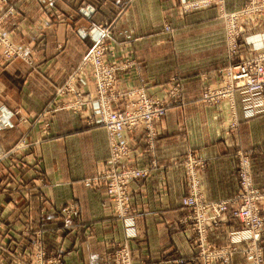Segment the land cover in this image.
<instances>
[{
	"label": "crops",
	"instance_id": "0c3cea01",
	"mask_svg": "<svg viewBox=\"0 0 264 264\" xmlns=\"http://www.w3.org/2000/svg\"><path fill=\"white\" fill-rule=\"evenodd\" d=\"M9 1L14 9L3 16L7 18V28L18 42H24L36 64L29 66L17 60L0 63V102L7 103L9 108L19 106L31 118L42 110V116L48 117V128L46 133L42 131V136L38 125L29 130L31 137H42V191L31 189L29 199L24 202L21 190L14 188L0 193V224L18 227L28 217L32 227L47 231L45 244L63 257V264H102L126 234L136 260L200 264L196 261L190 222L186 220L188 209L182 205V198L187 195L183 166L186 155L191 154L203 163L198 183L201 196L207 201L229 199L238 191V150L246 151L253 183L264 190V113L244 117L245 97L235 95L236 127L229 129L227 101L208 107L199 98V69H213L223 62V23L215 8L193 11L181 19L177 16L179 0ZM245 1L223 0V3L226 10H234ZM19 2L27 4L20 13L15 10ZM48 2L54 11L47 9ZM83 3L94 5V13L88 17L86 13L82 17L77 15L72 23L64 20L74 5ZM53 12L57 13V19ZM101 17L115 20L114 38L138 37L130 47L138 56L142 77L155 85L151 89L160 88L176 68L180 69L184 89L182 102L169 107L155 123L153 140L144 141L143 129L122 135L131 147L126 164L150 168L147 179L130 183L133 216L126 220L113 215L111 199L103 186H90L84 181L94 175L108 156L105 129L88 125L84 113L44 111L55 102V89L77 67L90 46L88 37L76 32L77 25H88ZM163 21L172 27L171 33L159 32ZM34 24L41 26L42 39L34 37ZM260 33H264V22L247 26L244 35L249 36L246 37L249 41L241 45L245 57L256 52ZM84 84V89L90 88L89 80L77 82L79 86ZM24 131L20 125L2 131L1 145L7 146ZM38 194L46 199L42 211ZM15 197L19 201L12 204L11 198ZM64 207L74 210L69 218L60 214ZM242 229L239 220L228 217L209 231L208 241L213 245H225L229 236L233 238L237 248L230 254L229 264L245 263L242 251L247 242L242 233L236 234ZM0 244L2 248L12 246L5 240ZM260 244L264 253V231ZM177 259L186 260L177 263Z\"/></svg>",
	"mask_w": 264,
	"mask_h": 264
},
{
	"label": "rangeland",
	"instance_id": "374dc122",
	"mask_svg": "<svg viewBox=\"0 0 264 264\" xmlns=\"http://www.w3.org/2000/svg\"><path fill=\"white\" fill-rule=\"evenodd\" d=\"M9 2V0H0V63H9L13 60H17L21 61L25 65L32 66L33 64H36L35 58L33 57V55H31L32 53L29 52L24 42H18L17 39L12 36L11 32H9L7 28V18L3 17L6 13H11V11H13L14 9V7L9 4ZM19 3L17 6H15V10L20 13L24 11V7L27 4L21 3L20 5ZM224 6L225 5L223 3V0H179V3L177 5V16L183 19L187 13L214 7L217 17L220 18L223 23V62H221V64L219 63L218 67L213 69H199L201 70L199 71L200 73H198V77L201 83L199 98L201 102L208 107H214L221 103L223 100H226L228 103L229 112V123L227 125V128L232 129L236 127L234 116L235 113L233 111L235 95L244 96L250 94H248L246 88L243 87L241 79H235L233 81V79L229 77V71H237L239 69L235 68L237 67V65L243 64L253 59L261 51V49H256V52L253 55H251L250 57H245L244 53H242L243 48L241 45H244V43L247 44V41H249L248 38L246 39L248 35H244L247 26L256 21L264 22V0H246L242 5L234 10H226ZM46 7L49 11H54V8H52V4H50L49 2L47 3ZM94 11V5L84 3L77 4L74 5L73 11H70L65 15L66 19L64 20L72 23L75 19V16L78 15L79 17H82L83 14L86 13L85 17H88L90 14L94 13ZM53 13L55 19H57V13ZM235 13H241V15L236 16ZM224 14L226 16H223ZM229 15H232V17H229ZM58 17H60L59 14ZM46 19H49L47 15ZM41 20L42 22H44V18H42ZM234 20H237V22H235ZM114 24V19L101 17L96 21H91L88 25H77L76 32L78 33V35L88 37V39L90 40V46L77 67L65 79V81H63V83L55 89V102L49 104L44 111L48 112V114L57 110H69L73 113L78 114L84 113L88 125L100 126L105 129L108 138V156L100 163V168L96 169L94 175L85 178L84 181L87 185L90 186H103L105 193L111 199V209L113 215L121 220H126L133 216L130 210L129 203L130 183L147 179L150 176V168L147 166L137 167L126 164V159L129 157V154L131 152V147L128 140L124 139L122 135H124L125 132H132L135 130L143 129L144 141L150 142L151 140H153L155 137V123H157L165 115L166 112L164 113V115L153 119V123L146 120V118L144 117V113H146L155 105L152 104L153 102L162 101L165 104H169L168 108L181 103L184 89L181 82L182 76L178 71L180 69L177 68L175 73L170 75L166 80L162 81V83L159 85L160 88L151 89L150 87H154L155 85H150L149 81H146L142 77L139 68L140 61L138 59V56L130 47L132 42L135 41L138 37H129L122 40L114 38L112 36V28ZM34 25V37L36 39H42L41 26L36 24ZM235 25L237 27H235ZM38 27H40V29ZM236 29H239L240 32L236 36H234L235 34L232 35V33ZM171 31L172 27L165 21H163L161 26L159 27V32L167 34L171 33ZM99 35L103 39V44H101V55L104 54L105 62L103 61V66H99L95 69L92 65L85 61L88 55L87 53L96 48L97 42L95 41V38ZM259 37L260 39L257 43H261V46H264V33H260ZM193 41H195V39L192 38L191 43H193ZM196 55H198V53H196ZM197 61H199V59H197ZM107 65L109 68L107 67ZM103 68H106V70H104ZM94 75L98 77L95 78ZM14 77L15 79H17L18 76ZM88 80L90 82L89 89L83 88L85 87V84L84 86L77 85V82ZM1 91L2 89L0 88V93ZM73 95H79V98L84 102V104H79L77 101H75V97H73ZM230 95H232V98L230 97ZM251 101L247 100L246 98L243 100L242 105H244V111H246L244 117H250L252 115L264 113V104L260 106L259 104H257V100H255L253 104H251ZM106 103L110 106L111 111H115L121 114L124 117V120L127 122V126L124 131L113 132L111 134V137L109 130L105 127L109 125L107 118L101 114V120V115H99V109L102 110L103 108H105ZM248 103H250V105ZM69 104L79 106V112H75L73 108L67 107ZM7 105L8 104L5 102H0V133L6 129L16 127L17 125L23 126L25 131L17 136L10 144H8L9 146H3L0 142V193H5V191L7 192L10 189L14 188L21 190L22 193L20 194V198L21 201L24 202L29 199L28 191H30L31 189L42 191V183L44 182V166L41 152L42 137L39 139L31 137V135H29V130L32 127L38 125L41 127L40 129L42 136V131L46 133L48 128V117L45 115L42 116L41 110L37 115L31 118L26 116L19 106L13 105L9 108ZM153 130L154 132L151 136ZM47 135L48 134H45L46 137ZM111 139L117 143L118 147H123L122 150L113 149L114 153H117L118 155L127 153L122 156L121 161L117 166L113 164L110 159ZM245 153L246 151H244L243 153L240 150H238V152L236 153L239 155L237 162L238 191L233 195L232 198L217 200L219 202L216 203V206H210L209 209L212 212H214L215 209H219L217 210L219 211V215L223 210H221L220 208L223 207L224 204L225 210L224 213L220 215L222 217L220 221H225L228 217L233 219L235 217H238L240 220L238 218L235 219L239 220L243 225L244 223L241 221V218L235 213L241 214L243 213V211L246 212V208L248 206H251L253 209L251 222L253 223L256 230L260 228V240L256 243L257 246L255 245L256 251H254V248L249 241V235L254 236L255 233H258L256 230L252 231V229H249L243 225V229L241 231H236V234L242 233L241 236L247 239L244 250H250V254H252V252L254 254L257 253V250L259 249V252H261L258 253L260 254V257H256L255 255L254 257H245L243 250L242 254L244 255L243 258L245 260L244 264H264V253L260 244L262 232L264 231V190L259 189L254 185L250 159L248 169L245 165ZM183 166L184 175L187 181L185 184L186 191L187 193H192L191 195H194L195 200L198 202V207H196L191 214L193 218H195L193 219L192 225V221L189 220L190 228L193 233L192 242L194 244V247L198 251L196 261H198L200 264H229L230 255L229 257H225L226 255H218L216 257H212L210 255H205L203 253V250L201 251L200 249L201 243L203 241L202 235L199 232V230L203 231V225L200 220V216L204 211V206H202V204L206 205V202L211 201H207L201 196L200 187H197L195 185V180L193 181L194 177H198L195 173L193 175L194 169L198 174L199 170L203 166V163L195 159L191 154H187L183 161ZM113 168H117V170L120 172V178L126 177L130 169H145L148 171V175L146 177H143L142 179L137 180L128 178V180H130V183L128 187L126 186L127 201L125 200V195L122 199H119L115 196L112 197L109 192H107L108 190L106 185L108 184V182L111 184L114 180H116L115 177L109 176L110 171ZM248 173L250 176L248 175ZM247 175L249 176L252 183L251 188L243 187L246 184ZM25 178L27 179L24 183ZM123 181L124 180L122 179V184L124 183ZM251 190L255 192H250ZM18 201L19 199L15 197L11 198L10 202L12 204H17ZM37 201L41 206L42 211V204L46 202V199L42 194H38ZM202 201L205 203H203ZM221 202L225 203L222 204ZM187 209L189 214L190 210L189 208ZM72 211L74 210L71 207H64L61 208L60 214L62 215V217L69 218L73 214ZM0 228H2L0 242L1 240H5L11 242L12 244V246L6 248L0 247V255L4 254L6 256L0 257V264H63V257H60L54 249H49L45 244L44 237L47 235V231L41 228L32 227V223L28 217H26L18 227H10L0 224ZM247 235L249 240L247 238ZM128 237L129 235L126 234L125 238L117 243L110 256L107 257L106 261L102 264H153L141 260H136L134 257H132ZM229 237L230 239L225 245L211 244L208 241V235L206 242L208 245H212L214 249L217 250L228 248L230 254L235 251L237 247L233 243V238L231 236ZM185 260L186 259H177L176 262L183 263Z\"/></svg>",
	"mask_w": 264,
	"mask_h": 264
},
{
	"label": "built area",
	"instance_id": "2783aa9c",
	"mask_svg": "<svg viewBox=\"0 0 264 264\" xmlns=\"http://www.w3.org/2000/svg\"><path fill=\"white\" fill-rule=\"evenodd\" d=\"M235 14H236V16L241 15V13H235ZM223 16H226V15L224 14ZM229 17H232V15H229ZM235 22H237V20ZM235 27H237V26L235 25ZM234 32L232 33V35L235 34L234 36H236L240 32V30L236 29V30H234ZM95 41L97 42V46L94 50L87 53L88 55L86 57L85 62L89 63L90 65H92L96 69L99 66H103V61L105 62V60H104V54L101 55V51H102L101 44H103V39L99 35L95 38ZM250 43H252V42H250ZM255 45H256L257 49H261V51L253 59H251V60H249L243 64L237 65V67H235V68H239L237 71H233V70L229 71V77L231 79H233V81L235 79H241V82L243 83V87H245L247 93L250 94V95H244L243 97H245V98L247 97L246 99L249 101L252 100L250 102L251 104H253V102L255 100H257V104L262 106L264 104V101H263L264 95H262V94H264V46H261V43H257V44L255 43ZM107 67H108V65H107ZM103 69L106 70V68H103ZM94 76H95V78L98 77L96 75H94ZM211 96H209V97H211ZM73 97H75L74 98L75 101H77L79 104H84V102L79 98V95H73ZM230 97L232 98V95H230ZM103 103H105V102H103ZM250 103H248V104L250 105ZM152 104H155V105L152 108H150L146 113H144V117L146 118L147 121H151L153 123L154 122V121H152L153 119L164 115L169 104H165L162 101L153 102ZM67 107L73 108V110L75 112H79V109H80L79 106H75L73 104L72 105L69 104ZM99 113H100L99 115L102 114L104 117L107 118L109 125L105 126V127L109 130L110 137H111V134L113 132H122V131H124V129H126L127 122L124 120V117L115 111H111V108L107 103H106L105 108H103L102 110L99 109ZM102 115L100 116V119L102 118ZM153 132H154V130L152 131L151 136L153 135ZM110 147H111V158H110L111 162L117 166L118 163L121 161L122 156L124 154H127V153L120 154V155H118L117 153H114L113 149L122 150L123 147H121V148L118 147L117 143L112 139L110 142ZM244 160H245V165L247 166V169H248V167H249L248 157L245 156ZM193 169H194V167H193ZM147 172L148 171L145 169H141V170L130 169V171L127 173L126 177L120 178V176H119L120 172L117 170V168H113L110 171L109 176L115 177L116 180H114L111 184L108 182V184L106 185L107 190H108L107 192H109V194L112 197L115 196L119 199H122L123 196L125 195V200L127 201V199H126L127 198L126 186L128 187L129 183H130V180H128V178L137 179V180L142 179L143 177H146L148 175ZM190 173H191V171H190ZM194 173L198 176L197 171L195 169L193 171V175H194ZM248 175H249V173H248ZM248 175H247L246 184L243 186L245 188H251V184H252L250 181V178H249L250 175L249 176ZM122 179L124 180L123 184L121 183ZM187 180H188V178H187ZM193 181H194L195 185L197 187H199L198 177L197 178L194 177ZM250 192H255V191L251 190ZM191 194L187 193V195L182 198V205L184 207L189 208L190 212L187 215L186 220L187 219H188L187 221L191 220L192 221L191 225H192L193 219H195V218H193V216L191 214L195 210V208L198 207V202L195 200V196L191 195ZM257 194H259V193H257ZM263 194H264V192H263ZM202 202H201V204H202ZM218 202L219 201H211V202H206L207 203L206 205L202 204V206H204L203 207L204 211H203L202 215L200 216V220H201L202 225H203V228H202L203 231L199 230V232L202 235L203 241L201 243L200 249H201V251L203 250V253L205 255H210L212 257H216L218 255H226L225 257H229V255L231 253L229 254L228 248H223L221 250H217V249H214V247L212 245H208L206 242L207 241V235L209 234V231L212 228L216 227L221 222L220 220L222 219V217L220 215L222 213H224V210H225V205L223 204L225 202H221L223 204V207H221L220 209L221 210L223 209V210L219 215H218L219 211H217L219 209H215L214 212H212L209 209L210 206L211 207L216 206V203H218ZM203 203H205V202H203ZM252 213H253L252 207L248 206L246 208V212L243 211V213H241V214L240 213H235V214L241 218V221L244 223L243 224L244 226H246L249 229H252V231H253L256 229L254 228V225L251 222ZM241 215H243V216H241ZM235 218H238V217H235ZM256 231L259 234L255 233L254 236L249 235L250 240H249L248 235H247V238L250 241V244L254 248V251H256L255 250L256 243L260 240V228H258ZM244 240L247 241L246 238ZM213 250H215V251H213ZM259 250H257L258 252L255 254L253 252H252V254H250L251 253L250 250H244L243 253H244L245 257H254V255L256 257H260V254H258V253H261V252H259ZM196 252L198 255V251H196ZM227 253H228V255H227Z\"/></svg>",
	"mask_w": 264,
	"mask_h": 264
}]
</instances>
